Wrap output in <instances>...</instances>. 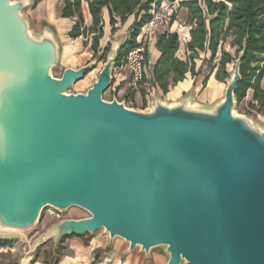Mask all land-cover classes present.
<instances>
[{
	"label": "water",
	"instance_id": "obj_1",
	"mask_svg": "<svg viewBox=\"0 0 264 264\" xmlns=\"http://www.w3.org/2000/svg\"><path fill=\"white\" fill-rule=\"evenodd\" d=\"M35 3L0 0V234L78 207L90 217L54 224L31 253L104 230L130 251L164 247L167 264H264V126L235 112L249 38L213 106L155 92L140 110L103 99L129 35L86 93L68 94L99 58L54 78L61 43L47 25L34 33Z\"/></svg>",
	"mask_w": 264,
	"mask_h": 264
},
{
	"label": "trees",
	"instance_id": "obj_2",
	"mask_svg": "<svg viewBox=\"0 0 264 264\" xmlns=\"http://www.w3.org/2000/svg\"><path fill=\"white\" fill-rule=\"evenodd\" d=\"M42 0H36L35 5ZM83 0H65L60 12L62 18L75 19L69 37L72 40L91 37V50L94 54L100 52V40L104 36L103 12L108 10L112 35L118 30V24H125L129 17L134 16V23L129 28V38L119 53L116 67L124 65L127 54L136 46L137 37L141 29L151 19L153 6L160 7L164 3L180 2L179 7L188 11L187 24L191 27L190 40L186 43V61L176 57L180 49L177 33H164L158 36L157 48L160 58L152 69V78L148 81L164 94L171 88L187 79L188 75L197 80L203 69L208 67L209 73L205 76V86L210 76L228 81L230 72L228 65L235 64L246 38L247 51L241 66L242 82L236 90L238 104L243 102L249 91H253V102L259 104L258 113L264 112V90L261 87L264 78V0H88L89 11L93 24L85 26L81 10ZM174 15V19L176 18ZM86 41V42H87ZM85 46H88L87 43ZM236 49V57L227 49ZM99 60H106L110 51ZM202 54H210L202 58ZM149 54L146 53V63ZM198 61L201 64L198 65ZM217 70V71H216ZM216 71V72H215ZM147 82L144 80L143 84ZM142 84V85H143ZM145 92L142 93L146 95ZM69 237L61 239V243ZM12 243L0 239V247H9ZM58 250L44 260V264H58Z\"/></svg>",
	"mask_w": 264,
	"mask_h": 264
},
{
	"label": "crops",
	"instance_id": "obj_3",
	"mask_svg": "<svg viewBox=\"0 0 264 264\" xmlns=\"http://www.w3.org/2000/svg\"><path fill=\"white\" fill-rule=\"evenodd\" d=\"M64 1L65 0H42L37 5L24 11L25 16L32 24V29L35 27H39L41 32L44 26L47 25L51 27L56 33L57 38L61 44H63L67 40H72L69 37V33L73 25L75 24V19L62 18L60 16V9L62 10ZM180 2L176 3L177 9L180 8ZM81 10L85 21V26L90 28L93 24V20L89 11L88 0L82 1ZM180 12L184 15L187 22L189 17L188 11L184 8H180ZM134 20L135 17L131 16L128 18L125 24H118V30L115 34L112 35L109 13L108 10L105 9L103 12L104 36L100 40V49L108 42L112 43V41L115 39H119L125 35H129V28L134 23ZM179 24L180 20L177 17L174 20L173 28L177 27ZM158 36L153 39L148 47L149 58L147 61V65L149 67L150 78H152V69L161 56V53L157 48ZM128 38L129 36L127 37V39ZM180 44V49L176 54V57L182 61H186V43ZM227 51L231 52L229 49H227ZM202 56L203 58H208L210 54H202ZM84 65H86V63L78 65V68ZM230 66L231 65H228L227 67L228 71ZM129 75L131 74L124 67V65L116 67L114 71L115 87L119 88L127 84ZM204 79L205 77L195 80L191 77V75H188L185 81L180 82L176 86L171 88L170 92L168 93V96L170 98H167L160 89L154 88V91L152 93H149V91H147L148 94H146V97L149 101V105L141 108L140 110H148L151 108L153 104L152 96L155 92H157L166 103H175L180 101L187 95H192L196 104L203 107H210V105L204 103L205 101H202L201 98L207 97L208 93L215 90L219 93H222V96H219V98L213 104L220 101L224 97V84L223 82H220L215 78V73L210 76L206 87L203 86ZM261 87L264 90V78L262 80ZM246 98H248L252 104H257L256 102H253V91H249ZM257 116L258 117L255 118L256 121L264 126V121L261 120L264 119V117L262 118V116L260 115ZM64 245L66 249L64 255L59 259L58 264H167L169 260L164 247H157L152 249L150 255H147L145 252L141 251L140 247H137L133 251H130L129 243L121 238H115L111 240L109 235L106 234L104 230H100L94 235L88 234L83 237H69L65 239ZM1 248L4 247H0V253H2ZM0 264L44 263H41V261L36 258L32 259V257H24L20 261H9L7 263H3V260L0 258Z\"/></svg>",
	"mask_w": 264,
	"mask_h": 264
},
{
	"label": "rangeland",
	"instance_id": "obj_4",
	"mask_svg": "<svg viewBox=\"0 0 264 264\" xmlns=\"http://www.w3.org/2000/svg\"><path fill=\"white\" fill-rule=\"evenodd\" d=\"M177 6V5H176ZM177 8V7H176ZM60 9V8H58ZM61 12V9H60ZM176 18L180 20V24L178 26L182 27H175L172 30H174L175 33L181 32L183 28L188 27V24L185 20V17L180 12V8L177 9ZM185 23V24H184ZM181 29V30H180ZM34 33L39 34L40 28L35 27L33 28ZM85 38H80L79 40H67L63 44H60L61 50V58L58 64L53 68L52 75L54 78L60 79L67 68H78V65L86 63L89 64L92 61H94L95 58H100L102 56L105 57L106 49L110 48L114 45V40L111 42H108L106 45H103L100 49V52L98 54H94V52L91 50V43L92 39L91 37L89 40ZM87 43L88 46H85ZM79 46V50H78ZM232 55L236 57L235 51L236 49H230L228 48ZM203 58V56H201ZM198 65L201 64L200 61L197 62ZM104 60H99L95 66V68L87 74V76L77 82L72 89H70L67 93L68 94H78V93H86L93 85V83L98 79V76L103 68ZM234 66L231 65L229 67V72H233ZM210 69L208 67H205L200 75V78L205 77L209 73ZM128 83L123 85L122 87H115V84L111 86V88L103 95V99L112 102L114 99H117L120 102H125L126 106L129 108H135V109H141L149 105V101L147 100L146 95H144L142 92H145V88H147L144 84L139 85L137 87L131 86V80L132 76L129 75ZM198 78V79H200ZM223 88L225 90L227 85V80L223 82ZM206 87V85L204 86ZM153 92V91H152ZM146 94L148 92L146 91ZM167 98H170L167 94H164ZM219 96H222V93H219L217 91H212L207 94V97L201 98V100L205 101L204 103L213 106L214 102L219 98ZM258 106L259 104H252L248 98H245L243 102L237 105L236 108V114L239 115H246V116H252L254 118H257V115L264 117L263 113H258ZM264 121V119H261ZM90 214L78 207H72L64 212L57 211L51 207H48L44 210V212L41 215V219L35 229L26 232V233H12V234H0V239L8 240L12 244L9 247L1 248L2 253H0V258L3 260V263L7 262H14V261H20L24 257H32L39 259L41 263L44 262V260L47 258L48 260H52L53 258L50 257V255L53 254L54 251L58 250V260L64 255L65 252V245L63 243H58L57 246H55L54 241L50 240L44 245L40 246V248L34 252L31 253L34 249L35 243L37 239L45 233L51 226L54 224L65 220V219H84L89 218ZM99 232V231H98Z\"/></svg>",
	"mask_w": 264,
	"mask_h": 264
},
{
	"label": "built area",
	"instance_id": "obj_5",
	"mask_svg": "<svg viewBox=\"0 0 264 264\" xmlns=\"http://www.w3.org/2000/svg\"><path fill=\"white\" fill-rule=\"evenodd\" d=\"M176 3H164L160 7L153 6L151 10V19L141 29L136 46L127 54L125 58L124 67L130 72L132 76L131 86L137 87L142 85L144 80L147 82L144 85L149 93L154 91V88L148 83L151 78L149 77V67L146 63V53L148 47L153 39L164 33L172 34L174 15L177 11ZM191 27H185L181 32H177L180 43H187L190 40Z\"/></svg>",
	"mask_w": 264,
	"mask_h": 264
}]
</instances>
